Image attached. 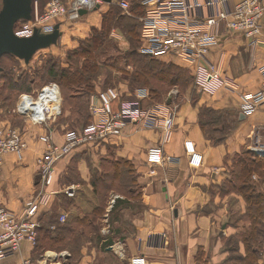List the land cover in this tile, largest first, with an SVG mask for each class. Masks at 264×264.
<instances>
[{"label":"crops","instance_id":"crops-1","mask_svg":"<svg viewBox=\"0 0 264 264\" xmlns=\"http://www.w3.org/2000/svg\"><path fill=\"white\" fill-rule=\"evenodd\" d=\"M229 8L231 2L197 10L196 15ZM218 31V43L207 57L219 67L223 82L208 92L195 87L196 95L186 93L179 103L169 99L165 103H153L152 107L170 106L174 110L171 131L164 140L165 133L156 125L159 120H153L147 126L141 122L126 126L116 142L118 155L132 160L144 201L138 213L140 226L131 234L112 238L113 248L122 249L127 264L137 254L143 255L147 264H201V258L197 260L199 254H205L208 264H220L226 252L216 237V230L225 214L224 206L230 204L226 199L229 195L235 197L236 213L241 216L246 203L238 190L250 187L264 192V156L250 157L253 154L250 147L256 140L264 139V106L244 115L240 102V94L256 92L262 86L259 67L264 65V16L256 42L226 30L223 25ZM172 58L186 67L182 60ZM224 81L234 84L233 88L227 87ZM204 110H210L212 115H206ZM157 143H161L165 158L160 164L149 166L144 162L145 150ZM186 143L201 157L198 166L190 163ZM40 149V145L30 144L21 162L15 161L13 154L4 157L0 202L17 213L41 189L35 161ZM248 150L251 151L249 156L245 153ZM248 157L255 160L253 167L261 165L260 171H251L238 179L242 161ZM68 160L67 157L57 164L54 181L47 187V191L55 194L47 208L59 192L57 180ZM229 182L235 184L237 191L220 192ZM212 204L218 205L216 210L210 209ZM32 250L33 245L23 241L20 249L0 264H16L27 258L33 261ZM259 264H264V254Z\"/></svg>","mask_w":264,"mask_h":264},{"label":"built area","instance_id":"built-area-1","mask_svg":"<svg viewBox=\"0 0 264 264\" xmlns=\"http://www.w3.org/2000/svg\"><path fill=\"white\" fill-rule=\"evenodd\" d=\"M230 2L229 9L196 15L197 10ZM140 3L143 12L136 51L155 58L169 55L182 60L194 78L195 87L203 91H213L223 82L219 67L207 57L210 49L218 43V29L222 25L226 30L242 34L253 42L260 37L264 0H141ZM103 4H106L103 0H48L41 8L36 0L33 3L32 18L19 21V27L14 31L19 36L31 35L34 28L47 33L52 31L55 24L61 26L66 19L74 21L81 18L83 15L80 10L85 9L88 13ZM118 5L124 10L129 8L127 0H119ZM259 71L263 77L261 88L256 92L240 94L241 112L244 115L264 106V65L259 67ZM224 83L229 88L234 86L229 81ZM119 95L113 87L92 94L88 108L91 120L81 129L67 131L62 140L56 139L55 130L51 127L62 107L60 88L56 82H49L35 92H24L19 96L12 113L22 119L26 124L24 128L13 125L0 109V187L4 157L13 154L15 161L21 162L30 144L41 146L35 159L41 187L39 193L27 201L18 213L0 202V261L15 254L23 241L35 244L38 216L55 194L47 191V187L54 181L59 162L75 151H99L106 143L117 142L124 128L130 124L141 122L147 126L150 121L159 120L156 125L165 133L162 140L166 138L173 124V108L152 107L153 104L145 103L147 93L144 89H139L135 97L120 101L118 107H115ZM186 149L190 163L198 166L201 157L193 152L192 147H188V143ZM250 149H264V139L261 142L256 140ZM164 158L161 143L148 147L146 162L157 165ZM67 193L72 195L70 191ZM59 219L65 221L66 214H61ZM111 248L115 250L113 246ZM116 249L123 252L120 248ZM44 258L48 260L50 255L46 254ZM39 262L27 258L16 264H44V261ZM129 264L147 263L143 255L137 254L130 258Z\"/></svg>","mask_w":264,"mask_h":264},{"label":"rangeland","instance_id":"rangeland-1","mask_svg":"<svg viewBox=\"0 0 264 264\" xmlns=\"http://www.w3.org/2000/svg\"><path fill=\"white\" fill-rule=\"evenodd\" d=\"M47 1L48 0H38L41 5H44ZM127 1L129 2V8L127 10L120 8L118 5L119 0H114L108 5H104L102 9L99 8L96 10L90 18L88 17L90 12H88L74 21L64 20L60 26L62 33L58 43L48 48L38 50L27 64L15 56L2 57L0 62V109H2V114H5L13 125L21 128L26 127L22 119L18 115L16 116L12 113V109L18 101L19 96L24 92H35L49 82H56L60 88L62 100L61 113L51 124V127L55 130L56 139L62 140L67 131L81 129L83 126V113L79 115L76 112L78 110L76 106L80 105L83 107L84 113L85 110L89 111L88 108L91 96L89 95L90 97H87V90L81 88L64 90L61 84L51 76L49 68L52 65L55 68L60 67L65 69L78 67L80 61H77L74 57L70 58L69 53L74 48L78 47L80 42L91 35L93 28L100 30L102 15L110 8V5L116 6L122 14L127 16L131 15L132 11L130 10L133 4L130 0ZM140 1L141 0H139V5L141 4ZM140 7V11H136L134 14L132 13V15L135 16V20L132 22L136 24L135 30L137 40L135 39V41H133V39L127 35L128 33L120 27L113 26L107 33L106 37L109 42L106 46L107 52L105 57L99 59V61H103L104 63L102 62L98 71L100 74L94 78L96 92L100 89L113 87L125 98L130 97L131 93L135 97V93L139 89H144L145 93H147V99L145 100L147 104L165 103L167 99L179 103L185 97L186 93H190L194 97L197 91L194 85V78L182 62L177 61L169 55L157 58V60H159L158 62L161 66H172L174 69L171 73L167 71L160 73L157 78H153L154 80L150 79L149 84H136L133 86V91L131 87H129L126 74L132 71V62L126 64L127 62L122 59V55L130 49L132 44H134V46L136 45L135 49L139 46L140 16L143 12L141 5ZM17 27H19L18 23L15 24V28ZM115 60L116 62H114ZM111 62H114L113 66L110 65ZM107 74H109L112 79H110L108 83H105L104 81ZM5 75L13 81L15 80V82H18V86H20L21 82L25 84L24 80L26 79V83L30 87L29 91L10 88L8 81L2 79ZM23 77L25 79H23ZM170 80L175 84H173L172 81L170 82ZM153 91L155 92L153 93ZM110 145L111 147L101 154L96 155L87 151H80L73 153L71 157H69V160L66 161L67 163L64 162L65 167L62 169L57 180V190L59 192L55 195L56 197L52 205L48 208H44L38 218V228H40L41 225L45 226V218L51 214L55 205L57 206L56 210L59 216L61 214H66L65 220L70 218L73 214L80 216L85 214L90 210L92 205L98 203L97 193L93 192V187L90 182L93 174H96V172L101 173L102 170L109 171L110 165L106 164H116L124 176L121 183L116 181L114 186L106 191L105 196L100 201L101 213L94 218L93 227H78V230L83 232V238L80 240L81 244L78 253L72 254L67 246L62 249H45L34 254V258H32L33 261H44V264H49L51 262L52 264H127L123 252H118L116 247L112 252L113 249L111 247L115 244L112 238L118 237V235L131 234L140 226L141 219L138 213L142 211L144 201L140 192V184L136 179L137 173L134 169L132 160L118 155V143ZM144 162L149 166H154L146 162V156ZM97 186L99 187L100 185ZM68 188L71 189L68 190ZM67 191H70L72 195H68ZM60 194L71 198L72 201L65 205L63 200L60 199ZM221 194L223 195V193ZM226 203H230L231 206L230 204L224 206L225 214L219 221L216 230V237L220 239L222 248L226 252V257L220 264H227L226 259L234 254L229 249L232 245L237 246L236 244L238 243L237 252L239 254H244L243 244L239 242L240 238L238 235L242 232H246L250 228V224L245 222L243 218L241 219V216H238L240 215L239 213H236L238 211V205L235 204V197L229 195L226 199ZM212 205L213 207L210 209L216 210L215 208L218 205ZM262 214H264V210ZM59 216L58 221L61 222ZM261 223L264 224V218L261 220ZM55 226L56 224H52L50 228L55 229ZM255 227L261 228L262 226L261 224H257ZM109 247L110 253L107 251ZM46 254L51 255L48 260L44 258ZM262 254H264V251ZM200 258L201 264H208L207 259H205V254H202ZM81 261H84V263H80Z\"/></svg>","mask_w":264,"mask_h":264},{"label":"trees","instance_id":"trees-1","mask_svg":"<svg viewBox=\"0 0 264 264\" xmlns=\"http://www.w3.org/2000/svg\"><path fill=\"white\" fill-rule=\"evenodd\" d=\"M36 0H33V3ZM38 1V0H37ZM132 2V8L130 11L131 15L122 14L118 8L114 5H110V8L102 15V22L100 30L93 28L92 33L88 36L84 41L80 42L78 47L74 48L70 53L69 57L77 59L80 61V65L78 67H70L69 69L60 68V67H53V65L49 68V73L51 76L57 80L64 90H72V89H85L87 90V97H90L91 94L96 93V86H95V77L100 74L98 71L101 67L102 62L99 61L100 58L105 57L106 55V46L109 44L107 41L108 38L106 37L107 33L110 29L115 27H120L128 33L127 35L135 41L137 40L136 37V24L132 21L135 20L132 13H136V11H140L139 0H130ZM40 7L42 8L44 5H41L39 2ZM108 5V4H106ZM143 11V10H142ZM135 38H134V37ZM133 43V42H132ZM136 46V45H135ZM134 44L131 45L130 49L122 55V59L128 63L132 62V71L126 74V78L128 79L129 87L133 91V86L136 84H149L150 79L154 80L153 78H157L160 73L167 71L171 73L174 69L172 66H161L158 62L157 58L150 57L146 55H140L136 51V47ZM13 57V55H3ZM1 57V58H2ZM117 60V59H116ZM116 60L114 62H116ZM1 62V59H0ZM114 62H111V66H113ZM124 62V63H125ZM104 63V62H103ZM128 72V71H127ZM3 80L8 81L10 88H18L21 91H29L30 87L26 83L27 80L25 79V84L20 83L18 86V82L13 81L11 78L7 77L6 75L3 76ZM112 79L109 74H107L105 83ZM149 80V81H148ZM172 80H170L171 82ZM173 82V81H172ZM173 84H175L173 82ZM94 90V91H93ZM1 92V89H0ZM155 91H153L154 93ZM90 95V96H89ZM156 96V94H155ZM134 96L130 95V97L123 98L121 93L119 95V100L114 103L115 107H118L120 101H124L125 99L133 98ZM87 99V98H86ZM89 99V98H88ZM78 109L76 112L79 115L83 113V120L82 125L84 126L91 120L90 112L82 109L83 107L76 106ZM204 113L208 116L212 115L210 110H204ZM82 126V127H83ZM110 144H116V142L111 141L106 143L102 150L99 151H89V150H80V151H87L93 154H101L104 151L108 150L111 147ZM100 149V148H99ZM80 151H75L73 153H77ZM251 151H246L245 153L249 156ZM72 153V154H73ZM253 153V152H252ZM71 154V155H72ZM70 155V156H71ZM257 155V154H256ZM68 156V158L70 157ZM255 153H253L250 157L256 159ZM251 158H245L242 161V167L240 173L238 172L237 178L241 179L251 173V171L259 172L258 170L261 165L256 164L254 166V161ZM247 159V160H246ZM109 163V162H108ZM264 164V163H263ZM109 166V171L102 170L101 173L96 172L93 174L90 182L93 187V192L97 193L98 203L92 205L90 210L87 211L82 216L73 214L65 220L63 223L58 221L59 213H57L56 205L52 209L51 214L45 218V226L41 225L40 228L37 229L38 234L36 237L35 244L33 245V250L31 252V258H34V254L40 252V250L45 249H62L66 247L70 249L72 254L78 253L80 248V240L83 238V232L78 230L79 226L85 227H93V220L96 216L101 213V206L100 201L106 194V191L111 189L114 186V183L118 181L121 183L123 178V173L121 170L118 169V166L114 163L106 164ZM264 167V166H263ZM97 185H100L99 187ZM98 187V189H97ZM227 187V188H226ZM235 184L233 182L226 183L221 188V192L225 191H234ZM239 189V188H238ZM237 191V190H236ZM241 191L242 197L245 200L246 208L245 212L241 215V219L245 222L250 224L249 230L246 232L240 233L239 242L243 244L244 254H239L238 251V243L229 247L232 251V256H229L227 260V264H258L259 260L262 257L263 249H264V224L261 223V220L264 218V214L262 211L264 210V192L261 190H255L253 188H246L238 190ZM60 199L63 200V203L69 204L72 200L71 198L66 197L63 194H60ZM115 207V205H114ZM39 218V216H38ZM56 224L55 229H51L50 225ZM261 224V228H256L255 225ZM231 242V241H230ZM40 254V253H39ZM70 254V255H72ZM201 257V254L197 256V260Z\"/></svg>","mask_w":264,"mask_h":264},{"label":"water","instance_id":"water-1","mask_svg":"<svg viewBox=\"0 0 264 264\" xmlns=\"http://www.w3.org/2000/svg\"><path fill=\"white\" fill-rule=\"evenodd\" d=\"M103 1L111 2V0ZM96 8H99V5ZM32 12L33 0H1L0 59L3 55L9 54L27 64L38 50L58 43L62 33L59 24H55L52 31L47 33L41 32L39 28H34L29 36H19L15 33V24L22 20H30ZM80 14H87V10H80ZM252 151L257 155L264 156V149Z\"/></svg>","mask_w":264,"mask_h":264},{"label":"bare ground","instance_id":"bare-ground-1","mask_svg":"<svg viewBox=\"0 0 264 264\" xmlns=\"http://www.w3.org/2000/svg\"><path fill=\"white\" fill-rule=\"evenodd\" d=\"M51 256V255H50Z\"/></svg>","mask_w":264,"mask_h":264}]
</instances>
